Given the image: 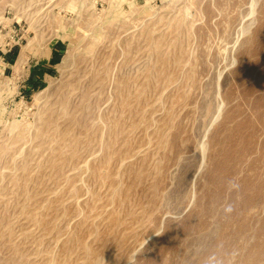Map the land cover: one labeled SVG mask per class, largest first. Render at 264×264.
I'll return each instance as SVG.
<instances>
[{"label":"rangeland","instance_id":"rangeland-1","mask_svg":"<svg viewBox=\"0 0 264 264\" xmlns=\"http://www.w3.org/2000/svg\"><path fill=\"white\" fill-rule=\"evenodd\" d=\"M0 264H264V0H0Z\"/></svg>","mask_w":264,"mask_h":264}]
</instances>
